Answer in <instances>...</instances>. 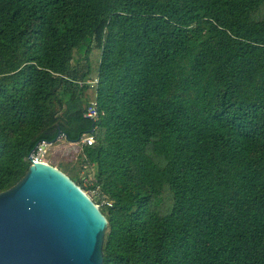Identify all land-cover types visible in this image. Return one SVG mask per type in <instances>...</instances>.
Instances as JSON below:
<instances>
[{
    "label": "trees",
    "instance_id": "1",
    "mask_svg": "<svg viewBox=\"0 0 264 264\" xmlns=\"http://www.w3.org/2000/svg\"><path fill=\"white\" fill-rule=\"evenodd\" d=\"M59 132L102 264H264V0H0V193Z\"/></svg>",
    "mask_w": 264,
    "mask_h": 264
},
{
    "label": "water",
    "instance_id": "2",
    "mask_svg": "<svg viewBox=\"0 0 264 264\" xmlns=\"http://www.w3.org/2000/svg\"><path fill=\"white\" fill-rule=\"evenodd\" d=\"M106 228L81 187L56 167L33 162L0 193V264H102Z\"/></svg>",
    "mask_w": 264,
    "mask_h": 264
},
{
    "label": "rangeland",
    "instance_id": "3",
    "mask_svg": "<svg viewBox=\"0 0 264 264\" xmlns=\"http://www.w3.org/2000/svg\"><path fill=\"white\" fill-rule=\"evenodd\" d=\"M85 51V47H81L77 52L74 54V59H78L83 57ZM80 143H70L65 140L64 136H60L55 143H52L49 147L46 148L45 153L42 156V160L47 164H52L53 167H58V164H62L68 168H73L76 174L79 172L80 176L86 177V181H91V176H85L87 174V169L80 170V154H81V146ZM167 192L164 190L163 193ZM90 195L91 199L95 197L94 193L86 192ZM162 193V194H163ZM103 204V203H102ZM158 205L162 206L163 208L169 205L168 197H165L162 200H158ZM99 207L101 204H97ZM171 208V203H170ZM169 208V209H170Z\"/></svg>",
    "mask_w": 264,
    "mask_h": 264
},
{
    "label": "built area",
    "instance_id": "4",
    "mask_svg": "<svg viewBox=\"0 0 264 264\" xmlns=\"http://www.w3.org/2000/svg\"><path fill=\"white\" fill-rule=\"evenodd\" d=\"M98 72L96 68H92L90 70V75L92 76H97ZM98 82V79H87L86 81L79 82V85H82L83 83L89 84L91 87L96 85ZM86 117L91 118V119H97L99 116V112L97 109V103L95 101L90 102L88 106H86L85 114ZM58 140V139H57ZM96 140L95 137L92 134H84L80 140V144L86 145V146H91L95 144ZM52 143H48L46 141H40L36 144L34 149L28 154L26 157V160L30 162V165H32L33 162H41L45 163L42 160V156L46 151V148L49 147ZM94 193L95 192H91ZM90 196V195H89Z\"/></svg>",
    "mask_w": 264,
    "mask_h": 264
}]
</instances>
